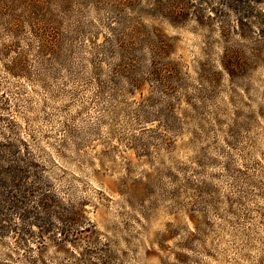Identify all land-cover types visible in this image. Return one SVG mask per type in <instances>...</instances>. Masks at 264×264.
Masks as SVG:
<instances>
[{"label":"rangeland","instance_id":"1","mask_svg":"<svg viewBox=\"0 0 264 264\" xmlns=\"http://www.w3.org/2000/svg\"><path fill=\"white\" fill-rule=\"evenodd\" d=\"M255 26L242 0H0V264H264Z\"/></svg>","mask_w":264,"mask_h":264},{"label":"trees","instance_id":"2","mask_svg":"<svg viewBox=\"0 0 264 264\" xmlns=\"http://www.w3.org/2000/svg\"><path fill=\"white\" fill-rule=\"evenodd\" d=\"M261 18H264V0H242V27H256L255 25L259 24ZM8 170L14 171L16 169L10 167ZM8 170H2L0 166V173H4V171L7 173Z\"/></svg>","mask_w":264,"mask_h":264}]
</instances>
